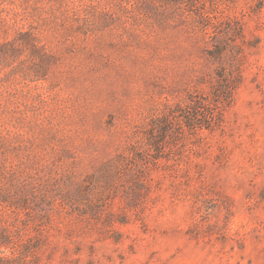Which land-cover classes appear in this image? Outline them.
<instances>
[{"label":"rangeland","instance_id":"1","mask_svg":"<svg viewBox=\"0 0 264 264\" xmlns=\"http://www.w3.org/2000/svg\"><path fill=\"white\" fill-rule=\"evenodd\" d=\"M5 232L27 264H264V0H0Z\"/></svg>","mask_w":264,"mask_h":264},{"label":"trees","instance_id":"2","mask_svg":"<svg viewBox=\"0 0 264 264\" xmlns=\"http://www.w3.org/2000/svg\"><path fill=\"white\" fill-rule=\"evenodd\" d=\"M224 100L227 101V103L231 101L232 95L231 92L226 90L225 92H222ZM219 96V95H218ZM188 114L185 117V124L190 130H197L200 127H206L207 129H211L215 124H213V121L215 119L214 114H201L200 111L196 109V107H188ZM205 122V123H204ZM204 123V124H203ZM154 137V136H153ZM1 244H5L6 246H10L12 249H16L18 252V256L16 257H9L7 255H4L3 252L0 251V264H27L26 262H21L22 258H24L27 253H29V248L27 245L19 246L17 245L11 238H9V234L5 232L4 236L0 238Z\"/></svg>","mask_w":264,"mask_h":264}]
</instances>
